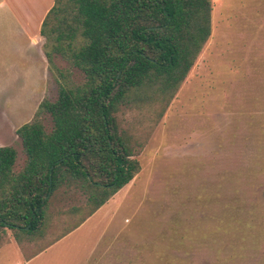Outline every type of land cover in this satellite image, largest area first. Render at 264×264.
<instances>
[{
	"label": "rangeland",
	"instance_id": "obj_1",
	"mask_svg": "<svg viewBox=\"0 0 264 264\" xmlns=\"http://www.w3.org/2000/svg\"><path fill=\"white\" fill-rule=\"evenodd\" d=\"M50 1L0 0V146L16 148V170L18 127L58 97L45 38L28 44V21ZM212 4L211 37L152 131L143 112L122 117L147 133L141 172L61 238L84 215L71 211L87 200L80 190L53 196L32 239L1 227L0 264H264V0ZM54 64L70 68L61 55ZM40 119L53 128L50 113Z\"/></svg>",
	"mask_w": 264,
	"mask_h": 264
},
{
	"label": "trees",
	"instance_id": "obj_2",
	"mask_svg": "<svg viewBox=\"0 0 264 264\" xmlns=\"http://www.w3.org/2000/svg\"><path fill=\"white\" fill-rule=\"evenodd\" d=\"M212 12V0H54L40 33L58 97L18 127L26 155L19 170L16 148L0 146V228L16 229L18 242L32 239L47 226L53 196L80 190L87 200L71 211L84 215L61 238L141 172L147 133L122 127V117L143 112L152 131L211 37ZM55 55L70 68L55 65Z\"/></svg>",
	"mask_w": 264,
	"mask_h": 264
},
{
	"label": "crops",
	"instance_id": "obj_3",
	"mask_svg": "<svg viewBox=\"0 0 264 264\" xmlns=\"http://www.w3.org/2000/svg\"><path fill=\"white\" fill-rule=\"evenodd\" d=\"M53 4H54V0L51 2H47L46 4H45V13L44 14H42V15H40V17H39V20H37L38 22H32V20H30V21H28V30H29V33H28V37H29V45L31 46V48H33L32 46H34V44H35V41L39 38V37H41L42 35H41V33H40V28H41V24H42V22H43V20H44V18H45V16H46V14L48 13V11L51 9V7L53 6ZM11 10V9H10ZM10 12H12V10L10 11ZM37 23V27H38V30H37V28H36V26H35V24ZM31 25H33V26H31ZM43 37V36H42ZM44 51V50H43ZM45 53V52H44ZM124 188V187H123ZM119 192V191H118ZM117 192V193H118ZM112 199V198H111ZM110 199V200H111ZM109 200V201H110ZM108 203V202H107ZM99 210V209H98ZM97 210V211H98ZM38 255H35V256H33V257H31L29 260H26V262L28 263V262H31L32 260H34L36 257H37Z\"/></svg>",
	"mask_w": 264,
	"mask_h": 264
}]
</instances>
